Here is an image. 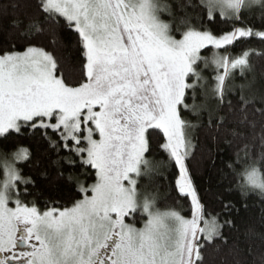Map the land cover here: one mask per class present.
<instances>
[{"label": "snow or ice", "instance_id": "1", "mask_svg": "<svg viewBox=\"0 0 264 264\" xmlns=\"http://www.w3.org/2000/svg\"><path fill=\"white\" fill-rule=\"evenodd\" d=\"M254 40L264 0H0V264H264V213L241 230L232 201L205 204L188 163L199 131L213 166L225 156L228 190L264 204ZM167 167L187 214L158 206ZM56 181L68 204L43 186Z\"/></svg>", "mask_w": 264, "mask_h": 264}, {"label": "trees", "instance_id": "2", "mask_svg": "<svg viewBox=\"0 0 264 264\" xmlns=\"http://www.w3.org/2000/svg\"><path fill=\"white\" fill-rule=\"evenodd\" d=\"M222 24H217L213 26V30L216 31L220 28H223ZM62 40L67 46L68 50H71L75 45L76 36L74 33L64 31L62 32ZM246 45L237 44L236 51L239 52L241 47ZM252 47L261 48L264 45H261L258 40L251 42ZM256 65V75L259 78L260 73L264 71V62L254 60ZM198 148L195 153V158L189 160V167L192 172L193 179L198 188L199 195L209 207H214L219 209L220 200H230L232 201L236 208L239 209V212L233 214V219L236 222L238 228L243 230L247 225L251 223H259L262 218V213H264V204H261L260 200L255 195H249L245 201L241 195L235 190H228V185L230 178L227 176L224 171V164L222 161L225 159V156L221 154L219 158H216L215 166L211 163L208 156V149L211 147L210 142L206 141L204 137L197 132ZM20 143L24 147H30L33 152V157L40 158L42 162L47 165L48 158L43 153V145L35 143L33 140L22 137ZM154 155L150 156V159L155 160H164L167 163V158L165 154H162L158 149H156L155 143H153ZM215 157V153H212ZM52 159H55V156H52ZM52 169H50L51 171ZM161 171L164 173L166 179H163L159 183V199L158 206L161 209H164L166 205L173 206L178 210H181L183 214L188 213L187 202L183 198L177 200L175 193L173 192L174 187V177L171 175L173 169L171 167L162 168ZM23 172L31 175L36 173L30 169V167H24ZM85 183H91V179H85L82 177ZM47 192L56 198L60 204H68L73 197V193L64 186L62 182L56 181L43 185ZM234 188V181H233ZM247 203V208L243 207L244 203ZM225 235L234 237L235 232H229L225 229ZM207 259L210 261L218 260L219 254L216 251L209 250Z\"/></svg>", "mask_w": 264, "mask_h": 264}, {"label": "rangeland", "instance_id": "3", "mask_svg": "<svg viewBox=\"0 0 264 264\" xmlns=\"http://www.w3.org/2000/svg\"><path fill=\"white\" fill-rule=\"evenodd\" d=\"M161 210H164V209H161ZM139 226V225H138Z\"/></svg>", "mask_w": 264, "mask_h": 264}]
</instances>
